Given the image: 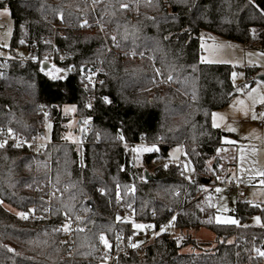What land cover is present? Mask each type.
<instances>
[{"label": "trees", "instance_id": "obj_1", "mask_svg": "<svg viewBox=\"0 0 264 264\" xmlns=\"http://www.w3.org/2000/svg\"><path fill=\"white\" fill-rule=\"evenodd\" d=\"M93 3L94 8L86 0H0V8L8 6L14 22L8 54L0 55V128L32 137L44 132L48 119L52 141L42 153L9 143L0 148V264H97L95 255L106 249L99 240L101 233L111 243L118 232L126 239L136 232L131 220L120 217L119 203L133 211L135 221L154 219L157 226L169 219L172 209L180 208L171 231L158 235L141 252L122 255L121 264H264L256 252L264 251V204L241 199L234 203L233 213L246 219L259 215L261 225L224 224L215 220V201L201 195L206 186L219 181L217 149L224 132L212 126V112L227 106L237 93L231 64L201 60V37L220 36L264 48V0ZM122 4L128 7L121 8ZM84 18H99L110 28L117 37L116 48L148 57L116 59L107 54L99 30L79 27ZM60 23L65 26L56 35L58 48L65 52L61 64L75 72L52 80L41 71L40 60L52 50L47 39ZM34 42L41 44L39 59H16ZM150 58L179 91L148 90L154 78ZM102 59L99 96L88 107L83 82ZM244 71L251 83L258 68ZM39 105L48 113H40ZM66 105L75 107L76 132L88 118L94 120L87 143L76 145L66 136L70 119ZM144 141L158 150L145 152L136 165L133 149ZM181 144L195 169L192 182L183 165L169 156L171 148ZM50 178L61 194L54 199L53 219L23 220L19 212L47 204L44 183ZM177 189L185 196L176 194ZM79 212L73 256L71 243L61 240L62 224ZM197 227L216 234L211 249L204 250L210 244L198 243L190 234H176ZM188 245L198 251L182 252Z\"/></svg>", "mask_w": 264, "mask_h": 264}, {"label": "rangeland", "instance_id": "obj_2", "mask_svg": "<svg viewBox=\"0 0 264 264\" xmlns=\"http://www.w3.org/2000/svg\"><path fill=\"white\" fill-rule=\"evenodd\" d=\"M4 8H7L9 11L8 13L0 15V55L8 54L14 28V22L9 7L5 6L0 8V12H3ZM3 26L7 27V31L2 30ZM201 49L202 61L231 64L234 67L233 72L237 73L235 78H233L237 93L231 98L227 106L212 112V114L219 113L225 118L219 128L224 132L221 137L222 146L220 149H226V151L218 152L221 158L220 167L225 171L223 176L228 175V180L233 177L242 185L243 197L241 201L263 205L264 186L259 184L260 177L256 176L250 180V176L255 173L256 169H264V127L258 124L259 121H264V119L260 118V114L264 113V104H260L259 102L253 103V98L258 100L259 95L264 94V82L257 78L259 74L264 73V56L260 55V53H264V48L247 47L244 44L227 40L220 36L207 38V36L202 35ZM246 67L258 68V72L253 75V82L251 83H249L245 76L244 69ZM62 75L65 76L66 72L62 73ZM253 89H256V91L253 92ZM240 101H243L244 104L241 105L239 103ZM72 107L73 105L64 106V111L70 115V119L67 123L66 136L69 140L75 141L77 139V134L74 130L77 127V118L71 110ZM245 110L248 112L247 115L244 114ZM253 112L257 115V119L252 118ZM226 125L231 126L236 129V131H228ZM50 132L51 122L47 119L44 137L51 138ZM225 139L234 140L236 143L227 144L224 142ZM177 148H179L178 152L176 151ZM242 148L245 151L243 168L249 169L250 171L248 172L241 171L240 151ZM144 154L145 152H135L134 162L136 165L142 163ZM169 156L172 160L179 162L183 156L182 147L180 145L173 146ZM184 167L187 174H194V166L189 160L184 161ZM217 188L221 189V191L217 192V198L215 200V220L217 216H230L238 220V224H262V219L259 215H251L247 219H244L243 216L233 213L235 210L234 203L237 202L234 193L230 192L227 187L222 184H219ZM220 209H227V211H221ZM256 217H260L259 223L256 221ZM176 234H190L198 243H209L210 245L205 244L203 246L204 250L211 249L216 243V234L206 227L190 228L181 233L178 231ZM151 242H149V244ZM195 251L198 250L192 247V245H188L182 249L184 253Z\"/></svg>", "mask_w": 264, "mask_h": 264}, {"label": "built area", "instance_id": "obj_3", "mask_svg": "<svg viewBox=\"0 0 264 264\" xmlns=\"http://www.w3.org/2000/svg\"><path fill=\"white\" fill-rule=\"evenodd\" d=\"M86 1L89 2L94 8L93 0H86ZM138 14L139 12H137V15ZM84 21H87V24H84ZM64 27L65 26L62 23L54 26V34L52 38L47 39V41L52 46V50L48 52L45 55V57L40 60V64H41V68L44 62H47L49 64L50 66L49 68H51L52 65H56V67L58 68L65 69L66 70L65 72L67 74V73H74L75 68L72 66L69 68L62 66L61 62L64 61L65 59V52L62 49L58 48L57 41H56V35L58 31ZM79 27L81 29H87L90 31L99 30L104 37L105 49L107 51V54L113 53L116 59L119 58L120 56L124 58L131 57L137 60L143 57H148L147 53H144V52L141 53L135 50H121L119 48H116L115 45L117 43V37L115 36L114 33H112V30L110 28H107L104 26V24L99 18H97L95 21H89L87 18H84ZM2 30L7 31V27L3 26ZM109 33H111L112 36L109 35ZM113 36L115 37V40L110 39ZM41 51H42L41 44L39 42H34L31 45L25 46L23 48V51L20 52V54L16 57V59L20 61H24L25 59H27L28 56H31L34 59H39V57L41 56ZM7 59L9 58L4 57V60H7ZM151 63H152L154 78L148 90L151 93H153L158 88L171 87L179 91V89L175 87V85L171 82L169 78H166L163 76L160 67L156 64V62L153 59H151ZM104 71L105 69L103 66V59L98 60L96 64L90 69L89 74L87 75V77L91 76V80L87 79L86 77V79L83 82V90L89 98L88 104L91 105V107L95 105L96 98L99 96L98 86H99V83L103 79L102 74ZM186 98L190 100L192 96L186 95ZM38 111L44 114L48 113L47 109L43 105L38 106ZM86 121L87 123L85 122L82 123L79 127V130L77 131V139L74 141L76 145L87 143L88 135L93 129L94 120L92 118H88ZM258 124L259 126L264 127V121H259ZM3 141H7V143L13 144V145L19 143L20 144L19 147H27L30 150L35 151L37 153L44 152L46 147L51 146L52 144L51 138L44 137V132L40 134H36L32 137H25L23 135H17L15 132L9 135L8 130L4 128H0V142H3ZM137 145L148 146L149 144L146 141H144V142L138 143ZM180 146L182 147L183 145L181 144ZM186 160H187V157L183 153V156L181 160L179 161L183 165V167H184V161ZM216 172L219 174V177H220L219 181L215 184H210L206 186L202 190L201 195L202 196L209 195L215 201L217 198V191H215V189H217V186L219 184H222L226 186L230 192L234 193L236 199H242L243 187L238 182V180L233 177H231L230 180H228L227 179L228 175L223 176V174H225L224 173L225 171L224 169H221L220 165L216 169ZM186 177L189 182H192L194 180V175L192 174L189 175L186 173ZM44 186L47 188V191L44 194V199L47 201V204L46 205L35 204L30 209V211H27L29 213L28 218L27 219L22 218L23 220L34 221L37 219H42V220L53 219L52 210L54 206V199L61 195L60 190H59V187L53 182L52 178L47 180L44 183ZM98 189L101 190L100 187ZM176 194L185 196V193L181 189H177ZM32 209H34L35 211H31ZM179 211H180L179 207L172 209L169 219L165 221L164 223H162L160 226H157L154 219L150 222L135 221L133 217V211L130 208L126 207L125 205L119 203L118 213L121 218L126 219V220L135 221L136 223L155 225V227L147 228L144 230L136 229V232L128 239L125 238L123 233L118 232L115 235L113 241L110 243L111 247L101 250L95 255L97 264H121L120 257L122 255L128 254L133 251L141 252L142 248L148 245L149 242L153 241L158 235H160L163 232L171 231L174 228L176 219L172 220V217L175 216L177 218ZM152 214L156 215V211L154 210ZM81 218H82V215L79 212L74 216H67L63 219L62 225H64L65 223H70V230L67 232L63 230V235H62L61 240L63 242L71 243L72 245L71 254L73 256L75 253V233L80 226ZM170 221H171V226H168ZM162 226L166 227L165 231H161ZM133 244H135L136 247H132Z\"/></svg>", "mask_w": 264, "mask_h": 264}, {"label": "snow or ice", "instance_id": "obj_4", "mask_svg": "<svg viewBox=\"0 0 264 264\" xmlns=\"http://www.w3.org/2000/svg\"><path fill=\"white\" fill-rule=\"evenodd\" d=\"M148 3H151V0H148ZM127 7H128L127 4H122L121 5V8H127ZM8 11L9 10L7 8H4L3 12H0V15H2L3 13H8ZM84 24H87V21H84ZM112 39L115 40V37L113 36ZM21 43H23V41H21ZM5 46H7V45H5ZM260 55L264 56V53H260ZM41 71H44L45 74L47 76H49L52 80H62V79H64V76L62 75V73H64L66 70L63 69V68H58V67H56V65H52L51 68H47V66H45L44 68L41 69ZM82 71H83V69H82ZM157 71H159V70H157ZM236 75H237V73H235V72L232 73L233 78H235ZM87 79L91 80V76H88ZM169 79H171V77H169ZM255 91H256V89H253V92H255ZM104 99H105L106 102H110V101H108L107 97H105ZM257 102H259L260 104H264V94L259 95L258 100L256 98H253V103H257ZM239 103L241 105L244 104L243 101H240ZM88 107H91V105H88ZM71 110L75 111V107L73 106ZM244 114L245 115L248 114L247 110L244 111ZM252 118L253 119H257V115L254 112L252 114ZM260 118L264 119V113L260 114ZM224 119L225 118L223 116H221L219 113H213L212 114V126L215 127V128L221 127V124L224 121ZM85 123H87V121H85ZM226 127L228 128V131H230V132H235L236 131V129L232 128L231 126H227L226 125ZM8 133H9V135H11L13 133V130L11 128H9L8 129ZM121 139H123V137H121ZM224 142L227 143V144H235L236 143V141H234V140H227V139H225ZM6 143H7V141L0 142V148L5 147ZM15 146L19 147L20 144L17 143V144H15ZM156 150H158V149H157V147L155 145H153L151 147L137 146L136 148L133 149L134 152H149V151H156ZM176 151L178 152L179 148H177ZM217 151L218 152L226 151V149H217ZM253 151H255V150H253ZM244 160H245V151L242 148L241 151H240V161H241V165H242L241 171L242 172H248V171H250L249 169L243 168ZM165 167H167V165H165ZM256 176L260 177L259 184L261 186H264V169H256L255 173L252 176H250V180L255 178ZM217 179H219V177H217ZM117 187H119V186H117ZM215 191L220 192L221 189L217 188V189H215ZM116 195H117V198H119V196H120L119 190L117 191ZM0 203H2V202H0ZM220 210L221 211H227V209H220ZM31 211H35V210L32 209ZM18 215L21 218L27 219L29 213L28 212H19ZM65 215H67V213H65ZM118 219H119V217H118ZM175 219H176V217L173 216L172 220H175ZM255 219H256V221L258 223L260 222V217H256ZM216 220H217L218 223H224V224H238L239 223L238 220H236V219H234V218H232L230 216H228V217L217 216ZM132 226H133V228H135L137 230H144V229H147V228H154L155 227V225L136 223L135 221H132ZM168 226H171V221L169 222ZM261 226H264V225H261ZM63 230L66 231V232L69 231L70 230V223H65L63 225ZM80 230L82 231L83 229H80ZM165 230H166V227L162 226L161 227V231H165ZM156 234H158V233H156ZM99 240L103 243V245L106 248H110L111 247L108 239L106 238V236L103 233L100 234ZM132 247H136V245L133 244ZM256 252L258 253L259 256L264 257V251H262L260 249H256Z\"/></svg>", "mask_w": 264, "mask_h": 264}, {"label": "water", "instance_id": "obj_5", "mask_svg": "<svg viewBox=\"0 0 264 264\" xmlns=\"http://www.w3.org/2000/svg\"><path fill=\"white\" fill-rule=\"evenodd\" d=\"M45 66H47V68L50 67L49 64H48L47 62H44V63L42 64V68H44ZM257 78L264 82V73L259 74V75L257 76ZM145 174H146V177H147V178H150V176H149V172H148V171H146ZM87 203H88L90 206H93V202H92L91 199H89V200L87 201ZM243 218L246 219L245 217H243Z\"/></svg>", "mask_w": 264, "mask_h": 264}, {"label": "crops", "instance_id": "obj_6", "mask_svg": "<svg viewBox=\"0 0 264 264\" xmlns=\"http://www.w3.org/2000/svg\"><path fill=\"white\" fill-rule=\"evenodd\" d=\"M75 111H73V113H74ZM78 121V120H77ZM76 124H77V122H76ZM220 129V128H219ZM75 131V133L77 134V132H76V130H74ZM222 131V130H221Z\"/></svg>", "mask_w": 264, "mask_h": 264}]
</instances>
